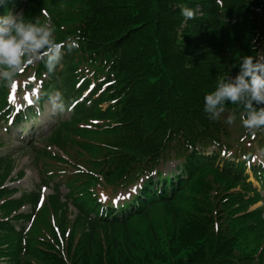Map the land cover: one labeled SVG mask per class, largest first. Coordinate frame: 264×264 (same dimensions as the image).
<instances>
[{"label": "trees", "instance_id": "16d2710c", "mask_svg": "<svg viewBox=\"0 0 264 264\" xmlns=\"http://www.w3.org/2000/svg\"><path fill=\"white\" fill-rule=\"evenodd\" d=\"M43 10L57 42L74 44L53 73L42 60L34 68L39 103L59 92L73 107L46 141L74 164L33 147L42 183L60 179L37 210L39 190L12 199L17 190L4 187L14 162L0 152V264H264V210H250L264 159L251 166L259 191L247 174L253 154L228 141L227 117L240 122L243 108L226 103L215 120L203 111L220 76L264 52V0H0V15L45 20ZM7 94L0 88V113ZM252 131L264 156V128ZM120 191L128 198L113 204Z\"/></svg>", "mask_w": 264, "mask_h": 264}, {"label": "clouds", "instance_id": "9594fccd", "mask_svg": "<svg viewBox=\"0 0 264 264\" xmlns=\"http://www.w3.org/2000/svg\"><path fill=\"white\" fill-rule=\"evenodd\" d=\"M180 14L192 19L194 9L182 7ZM55 27L46 19L26 18L21 12L0 15V88L10 87L21 69L33 60H42L46 71H55L62 58V48L70 50L73 43L57 42ZM234 75L220 76L211 91L203 95V111L215 120L224 112L225 104L243 108L240 122L248 129L264 128V55H246ZM53 112L63 111L65 101L61 93L49 97ZM231 123L235 116H228Z\"/></svg>", "mask_w": 264, "mask_h": 264}, {"label": "rangeland", "instance_id": "374dc122", "mask_svg": "<svg viewBox=\"0 0 264 264\" xmlns=\"http://www.w3.org/2000/svg\"><path fill=\"white\" fill-rule=\"evenodd\" d=\"M45 9L49 10V8H45ZM60 9H62L63 12L68 10V8L65 7V5H63L62 8ZM46 12L47 10H43V15L47 19V21L50 22L49 18L46 15ZM37 17L42 22L44 21L41 15H37ZM36 62L37 60H33L30 63H28L31 66L28 65L27 67L24 68L27 71L25 74L26 76H24L21 79V82L17 84L18 86L21 87L22 84L34 80V73H33L34 69L32 66H35ZM29 94L32 95L33 94L32 91H30ZM23 98L24 100H27V96H24ZM68 116H69V112L64 111L61 114L59 113V111L53 112L51 109V105L49 104V101H48L47 103L44 104V112L42 113L40 118L35 123L36 130L38 131V132L36 131V134L37 133L38 134L48 133L51 126L56 124L59 117L63 119H67ZM232 124L233 126L231 129V136L228 139V141L231 142L234 146L243 145L244 147H248L251 150L255 149L256 155L260 156V151L258 150L259 146L257 145L256 141L251 139V135H253V132L251 133L247 132L249 131V129L243 127L241 122H239V120H233ZM23 131H25L26 135L20 134ZM29 131H30V125L27 127L26 125H22L17 128H13L12 129L13 133L11 137L9 138V136L5 132L3 125L0 121V139L3 138V141L6 144V147L4 150L10 149L15 154V159H13L14 168L12 169V173H9V175L10 174L11 175L10 176L8 175L10 182H8L6 185L11 186L13 188L20 189V192L18 193V195H16V197H19L21 194H24L26 192L27 193L32 192L36 188L42 185L41 184V180H42L41 168H44L43 162L38 163L36 160L35 152H33L32 149L22 148V145H21L22 144L21 141L28 140L29 138H31V140L35 139L34 137L36 134H33L31 137V134L29 133ZM102 137L103 136H94L93 139H99ZM38 145L39 146L37 147H41V146L47 147L46 143H43V144L41 143V145L39 143ZM235 149H237V147ZM72 152H74L72 148L67 149L68 156L71 155ZM43 160L49 161L45 158ZM61 173L68 174L69 172L63 170L61 171ZM53 189H54V185H52L49 189H46L44 191V194L45 196H48V199H49V196L53 194V191H54ZM107 192L109 193V191ZM66 193L67 191L64 188H62V196H64ZM262 195L264 196V193ZM261 206H263V210H264V201H262V203L258 205V207H261ZM158 212H156V214ZM70 219L73 220L72 212L70 214Z\"/></svg>", "mask_w": 264, "mask_h": 264}, {"label": "snow or ice", "instance_id": "6c2138e0", "mask_svg": "<svg viewBox=\"0 0 264 264\" xmlns=\"http://www.w3.org/2000/svg\"><path fill=\"white\" fill-rule=\"evenodd\" d=\"M136 191H137V189H136L135 187H133V188L131 189V192L129 193V195H131L132 193H135ZM101 198H102V199H107V197H104L103 194H101ZM127 198H128L127 196L122 195V196L118 197L117 199H114V200L112 201V203H113V204H116V203L118 202V200H120V199H127Z\"/></svg>", "mask_w": 264, "mask_h": 264}]
</instances>
